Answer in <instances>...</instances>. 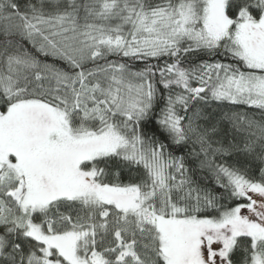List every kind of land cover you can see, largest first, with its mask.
I'll return each mask as SVG.
<instances>
[{
  "label": "snow or ice",
  "instance_id": "snow-or-ice-1",
  "mask_svg": "<svg viewBox=\"0 0 264 264\" xmlns=\"http://www.w3.org/2000/svg\"><path fill=\"white\" fill-rule=\"evenodd\" d=\"M0 264H264V0H0Z\"/></svg>",
  "mask_w": 264,
  "mask_h": 264
}]
</instances>
